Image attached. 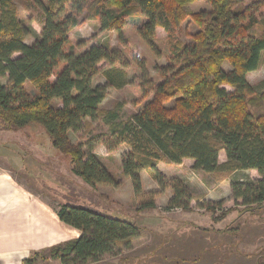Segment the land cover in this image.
I'll return each instance as SVG.
<instances>
[{"label":"trees","instance_id":"16d2710c","mask_svg":"<svg viewBox=\"0 0 264 264\" xmlns=\"http://www.w3.org/2000/svg\"><path fill=\"white\" fill-rule=\"evenodd\" d=\"M247 1L47 0L39 5L44 15L41 34L28 45L29 32L19 19L15 0H0V121L13 130L39 125L53 147L70 158L73 174L84 183L118 185L93 146L86 152L70 139V132H79L85 119L99 118L110 89L127 85L117 67L122 61L119 52L100 45L79 56L66 52L72 30L95 22L101 31L116 33L119 42L132 50L146 78L139 86L142 109L125 122L118 109L107 112L103 122L109 136L100 141L108 152L129 147L122 171L131 180L138 210H155L157 197L168 189L173 196L167 211L191 209L192 197L185 184L168 180L158 168L161 162L181 165L185 160L194 162V170L209 174L256 171L259 179L232 181L231 188L241 205L260 206L264 204V90H260L264 83L254 87L248 75L259 68L264 53V32L251 35L264 21V0ZM198 2L207 3L211 10L193 13L190 6ZM128 19H145L138 32L154 51L157 29L169 34L170 63L159 71L161 84L148 78L144 59L125 38ZM187 21L198 28L189 35L191 42L174 41L175 32ZM103 62L107 69L99 67ZM100 73L107 83L94 85ZM222 152L226 162L220 164ZM144 171L152 175L159 191H144ZM206 210L215 214L211 208ZM227 212L215 216L214 222H222ZM55 213L80 236L45 250L47 256L35 253L23 264H37L40 258L96 264L130 249L140 237L135 224L89 208L65 204Z\"/></svg>","mask_w":264,"mask_h":264},{"label":"rangeland","instance_id":"374dc122","mask_svg":"<svg viewBox=\"0 0 264 264\" xmlns=\"http://www.w3.org/2000/svg\"><path fill=\"white\" fill-rule=\"evenodd\" d=\"M250 2L248 0L247 4ZM40 3L46 5L47 0H15L19 19L29 32L26 40L28 45L33 44L42 31L44 15ZM190 8L193 13L211 10L205 2L195 3ZM144 23L145 19H128L124 36L144 59L148 78L158 85L162 82L159 71L170 63L172 41L164 29L158 28L155 39L157 52L152 50L138 32ZM197 30L194 23L187 21L175 32L173 40L187 44L191 42L189 35ZM263 32L264 21L251 31V35L257 37ZM93 45L120 53L122 61L117 67L125 75L127 85L121 89H110L100 107L99 118L96 121L85 119L79 132H70V139L74 144L82 145L86 152L93 146L94 153L118 185H87L73 174L70 158L53 147L42 127L31 124L23 129H6L2 121L0 177L18 185L22 193L45 209L49 222L56 230L59 229L56 226L63 224L55 211L65 204L89 208L138 226L140 237L132 242L130 249H122L120 255L105 257L96 264H206L210 254V260L215 259L216 264H223L224 256L237 250L249 255V259L264 264V204L247 208L241 205V201L234 199L231 188L232 181L240 183L243 180L249 183L253 177H257L256 173L220 170L209 174L194 170L193 162L189 160L181 165L161 162L158 168L162 174L168 180H181L190 191L191 209L167 211L168 202L173 196L172 190L168 189L157 197L155 210H138L131 180L122 171V158L130 151L129 147L123 145L108 152L100 141L109 136V128L103 122V116L107 112L118 109L121 121L125 122L142 109L139 86L146 78L136 64L132 50L119 42L116 33L101 31L100 25L95 22H88L72 30L66 52L79 56ZM99 67L107 69L109 66L103 62ZM224 69L230 71L231 67L225 64ZM248 80L254 87L264 83V53L259 68L248 75ZM2 82L7 84V80ZM105 83L107 81L102 73L94 80V85ZM27 89L33 93L30 85H27ZM261 89L264 90V86ZM219 162H226L224 152L220 154ZM141 177L144 191H159V186L150 173L144 171ZM206 208L215 210V214ZM228 210L222 222H214L215 216L221 217ZM63 227L64 232L58 230L59 235H54V239L49 242H41L38 246L25 249L17 246L16 256L9 254V251L0 253V264H23V260L35 253H43L80 236L78 232ZM5 236V240L10 241L11 235ZM22 237L26 238L25 235ZM43 256L47 255L43 253ZM251 263L252 260L248 262ZM37 264L61 263L55 260L42 261L40 258Z\"/></svg>","mask_w":264,"mask_h":264},{"label":"crops","instance_id":"0c3cea01","mask_svg":"<svg viewBox=\"0 0 264 264\" xmlns=\"http://www.w3.org/2000/svg\"><path fill=\"white\" fill-rule=\"evenodd\" d=\"M249 172L256 173L257 177L253 178L259 179L256 171ZM63 226L68 227L65 224ZM63 226H56L61 233L64 232V229H62ZM58 230L49 222L45 209L41 208L33 199L22 193L18 185L8 179L6 180L0 177V253H7L9 251V254L16 256L17 253L15 250L17 246L24 247L23 249H25L29 246H38L41 242H49L54 239V235H59L60 231ZM5 235H11L9 237L11 238L10 241L5 240L7 239ZM23 235L26 238L22 237ZM210 255L206 264H216L214 262L215 259L210 260ZM227 255L224 256L223 264H248L251 260V264L257 263L254 259H249L250 256L243 254L240 250L230 251Z\"/></svg>","mask_w":264,"mask_h":264}]
</instances>
